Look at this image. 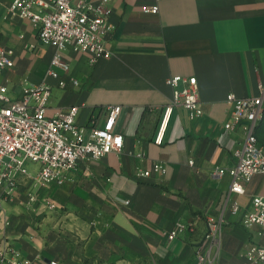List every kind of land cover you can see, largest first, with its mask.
I'll use <instances>...</instances> for the list:
<instances>
[{
	"label": "crops",
	"instance_id": "crops-1",
	"mask_svg": "<svg viewBox=\"0 0 264 264\" xmlns=\"http://www.w3.org/2000/svg\"><path fill=\"white\" fill-rule=\"evenodd\" d=\"M12 1L0 0V47L14 50L15 66L2 78L11 94L46 83L47 115L77 106L79 126L102 125L107 108L121 106L115 130L124 147L79 163L61 186L36 184L38 167L28 170L1 203L0 248L11 245L37 264H198L208 219L221 214L231 184L217 170L236 163L244 140L241 128L225 127L232 120L227 96H257L264 84V0H163L159 14L144 11L156 0H113L111 55L93 63L70 46L62 53L70 71L60 78L49 73L55 48L40 43L30 20L9 16ZM175 75L197 78L204 113L192 120L176 107L158 146L154 138L172 98L167 79ZM156 162L165 172L154 170ZM256 195H264V175L254 176L238 200L249 209ZM226 214L218 263L252 264L246 253L250 244H264L261 229ZM177 222L187 230L169 240Z\"/></svg>",
	"mask_w": 264,
	"mask_h": 264
},
{
	"label": "built area",
	"instance_id": "built-area-1",
	"mask_svg": "<svg viewBox=\"0 0 264 264\" xmlns=\"http://www.w3.org/2000/svg\"><path fill=\"white\" fill-rule=\"evenodd\" d=\"M112 1L100 0L92 4L87 0H13L7 13L30 20L40 43L55 48L49 73L60 78L61 73L70 71L69 63L62 57L70 46L91 54L93 63L111 55L106 40L111 33L109 5ZM162 1L156 0L144 11L159 14ZM14 66V50L0 47V221L3 214L1 203L19 188L21 178L28 174V164L38 167L36 184L61 186L79 163L120 153L124 147V135L115 130L121 106H109L102 125L91 120L89 125L79 126L77 106L48 116L52 87L46 83L26 87L20 97H14L2 81L5 70ZM73 82L79 84L77 80ZM167 84L172 88V98L163 108L154 138L158 146L165 141L176 107H184L192 120L204 113L196 77L175 75L167 79ZM227 103L232 107V120L225 127L241 128L244 140L234 152L236 163L217 170L220 176L228 175L231 184L224 195L221 214L208 219L207 234L196 253L198 264H219L216 249L228 222L227 212L248 229L259 227V234L264 238V195L253 196L249 209L238 200L246 195L247 185L254 176L264 175V146L258 138V128L264 117V84L259 85L257 96L239 97L231 93L227 96ZM190 163L194 164V161ZM154 170L165 172L164 163L156 162ZM139 175L147 177L150 171H141ZM30 199L35 201V196ZM46 204L52 209L57 206L50 200H46ZM6 225H9L8 221ZM186 230L187 226L177 222L168 234L169 240L176 239ZM246 258L252 264H264V244H250ZM0 264L37 263L23 258L10 245L0 248ZM39 264L62 263L50 260Z\"/></svg>",
	"mask_w": 264,
	"mask_h": 264
},
{
	"label": "rangeland",
	"instance_id": "rangeland-1",
	"mask_svg": "<svg viewBox=\"0 0 264 264\" xmlns=\"http://www.w3.org/2000/svg\"><path fill=\"white\" fill-rule=\"evenodd\" d=\"M259 139L260 141L263 143V146H264V120L260 126V129H259ZM36 165L34 164H28V170L29 171H32V173L34 174V169H35Z\"/></svg>",
	"mask_w": 264,
	"mask_h": 264
},
{
	"label": "trees",
	"instance_id": "trees-1",
	"mask_svg": "<svg viewBox=\"0 0 264 264\" xmlns=\"http://www.w3.org/2000/svg\"><path fill=\"white\" fill-rule=\"evenodd\" d=\"M263 120H264V117H263V119H262V121H261V123H260V126H261ZM260 126H259V128H258V138H259V129H260ZM259 141H260V139H259ZM260 143L263 145V143H262L261 141H260Z\"/></svg>",
	"mask_w": 264,
	"mask_h": 264
}]
</instances>
